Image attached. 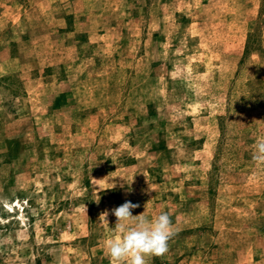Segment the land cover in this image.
Here are the masks:
<instances>
[{
	"label": "rangeland",
	"instance_id": "rangeland-1",
	"mask_svg": "<svg viewBox=\"0 0 264 264\" xmlns=\"http://www.w3.org/2000/svg\"><path fill=\"white\" fill-rule=\"evenodd\" d=\"M0 264H264V0H0Z\"/></svg>",
	"mask_w": 264,
	"mask_h": 264
}]
</instances>
